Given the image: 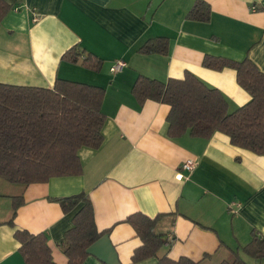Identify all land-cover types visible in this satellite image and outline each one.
Listing matches in <instances>:
<instances>
[{"label": "crops", "instance_id": "crops-1", "mask_svg": "<svg viewBox=\"0 0 264 264\" xmlns=\"http://www.w3.org/2000/svg\"><path fill=\"white\" fill-rule=\"evenodd\" d=\"M5 1L13 8L0 22V82L51 88L62 78L103 87L105 121L102 145L78 150L80 175L28 185L0 178V263L25 264L14 237L25 229L44 233L55 264H66L60 241L77 209L64 213L53 198L79 192L89 197L97 228L109 230L121 264H157L156 257L131 260L141 240L124 220L134 212L163 214L156 226L166 238L159 257L219 264L237 251L247 263L241 247L251 230L264 233V155L231 144L220 131L208 138L169 137V106L139 104L131 88L138 75L166 82L188 71L219 90L229 112L246 104L250 95L235 70L206 68L202 59L248 57L264 73V0H205L207 22L186 17L195 0ZM158 36L168 38L166 54L137 52ZM74 45L99 57L101 68L82 65L84 53L77 62L63 59ZM117 61L124 66L110 71ZM189 159L194 167L183 170ZM19 195L23 201L10 226L4 222ZM82 264L101 262L88 255Z\"/></svg>", "mask_w": 264, "mask_h": 264}, {"label": "trees", "instance_id": "trees-1", "mask_svg": "<svg viewBox=\"0 0 264 264\" xmlns=\"http://www.w3.org/2000/svg\"><path fill=\"white\" fill-rule=\"evenodd\" d=\"M12 8L13 5L0 0V22ZM210 16L211 8L205 0H195L186 14L188 19L199 22H207ZM168 47V38L158 36L147 39L137 52L166 54ZM83 53L81 64L98 71L102 60L78 45L66 50L62 58L77 62ZM202 65L214 70L234 69L237 83L249 93L250 100L229 112L222 93L188 71L182 78H169L166 82L138 75L131 93L139 104L153 100L169 106L166 117L169 137L188 133L208 138L220 131L229 136L231 144L264 155V73L248 57L237 61L206 54ZM103 95V87L62 78H56L51 88L0 82V178L28 185L47 182L52 177L80 175L78 150L81 147L97 149L103 143ZM53 200L64 213L77 209L60 244L66 264H82L89 255L86 249L102 235H108L109 230L97 228L93 206L85 192ZM22 201L21 195L12 197V211L4 223L14 226ZM162 216L134 212L125 218L141 240L131 260L156 257L157 264H197L187 257L173 260L158 256L166 242L165 236L156 232ZM14 237L20 244L18 253L25 264H55L44 233L16 229ZM241 250L253 259H263L264 233L251 230V240ZM219 264L247 263L235 251L231 259Z\"/></svg>", "mask_w": 264, "mask_h": 264}, {"label": "water", "instance_id": "water-1", "mask_svg": "<svg viewBox=\"0 0 264 264\" xmlns=\"http://www.w3.org/2000/svg\"><path fill=\"white\" fill-rule=\"evenodd\" d=\"M89 255L95 256L100 262L105 264H121L114 246L109 240L107 234L102 235L99 239L94 241L87 249Z\"/></svg>", "mask_w": 264, "mask_h": 264}, {"label": "built area", "instance_id": "built-area-1", "mask_svg": "<svg viewBox=\"0 0 264 264\" xmlns=\"http://www.w3.org/2000/svg\"><path fill=\"white\" fill-rule=\"evenodd\" d=\"M33 19L36 20L37 17L35 14H33ZM124 66V63L122 61H117L114 65L111 66L110 71H118ZM194 167V161L193 160H187L183 163L182 169L183 170H191Z\"/></svg>", "mask_w": 264, "mask_h": 264}, {"label": "rangeland", "instance_id": "rangeland-1", "mask_svg": "<svg viewBox=\"0 0 264 264\" xmlns=\"http://www.w3.org/2000/svg\"><path fill=\"white\" fill-rule=\"evenodd\" d=\"M243 256L245 257V259H247L249 261V262L247 261L248 264H254L255 262L258 263V261H256L253 258L249 257L248 255L246 256V254L245 255L243 254ZM263 259H261V260H263Z\"/></svg>", "mask_w": 264, "mask_h": 264}]
</instances>
